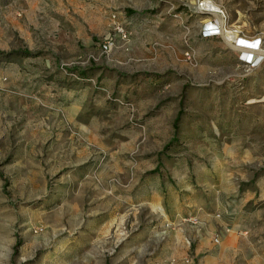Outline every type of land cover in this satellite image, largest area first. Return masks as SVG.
Here are the masks:
<instances>
[{
    "label": "rangeland",
    "instance_id": "1",
    "mask_svg": "<svg viewBox=\"0 0 264 264\" xmlns=\"http://www.w3.org/2000/svg\"><path fill=\"white\" fill-rule=\"evenodd\" d=\"M99 1L102 12L69 13L59 29L47 21L54 31L31 33L33 49L21 35L18 48L0 52L8 76L0 90V264H264V60L240 61L225 40L234 34L203 37L221 16L198 11V0ZM204 3L264 52V0ZM112 14L156 15L160 24L127 30L122 42ZM109 35L110 51L132 58L106 64ZM48 51L45 67L38 59ZM140 65L146 70L137 73ZM108 66L135 85L167 82L147 90L144 103L136 92L104 94L95 76ZM162 112L175 116L164 143L145 125ZM189 121L192 130H182ZM169 189L185 205L200 203L208 219L168 217ZM234 225L254 247L245 256L223 246ZM205 237L210 247L201 251ZM175 238L183 248L171 252Z\"/></svg>",
    "mask_w": 264,
    "mask_h": 264
},
{
    "label": "crops",
    "instance_id": "2",
    "mask_svg": "<svg viewBox=\"0 0 264 264\" xmlns=\"http://www.w3.org/2000/svg\"><path fill=\"white\" fill-rule=\"evenodd\" d=\"M94 4L92 5L86 0H0V52H9L12 49L18 48L19 39L22 35L28 42V47L33 49L35 46L31 39V33L38 32L40 34H51L54 31V28L59 29V21L57 20L59 17H66L69 13H100L101 10V1L99 0H91ZM3 2H6V5H2ZM156 16V15H154ZM147 16L141 19V21L137 20L134 16H130L129 18L118 17L119 21L124 25V27L131 33L135 34L139 31H145L148 28H151L155 24H160L157 21H153L152 19L155 17ZM156 19V18H155ZM50 21L55 23V27L53 25H49L47 23ZM79 24V23H78ZM82 25V24H80ZM55 29V30H56ZM52 51V48H50ZM49 52V51H48ZM49 57H43L38 59V63H42L47 67L52 63L53 53L49 52ZM110 56L107 59V63L110 62L112 65L120 62H124V60H129L131 55H127V53L118 52V51H110ZM105 64V65H106ZM111 65V66H112ZM111 66L105 67L104 69H99L95 77H98L100 80V84L102 86L101 92L104 94H109L113 91H116L120 94L125 92H133L136 95L139 102L147 101V98L144 97V93L147 90L156 89L160 84L167 82V79H163L161 83L154 84L152 81L147 79H138V85H135L133 82L126 81V77H128L127 73H121V71L110 68ZM137 73L145 71L146 69H142V65L140 67H136L135 69ZM5 72H0V90L3 91V88L8 84L5 82ZM170 80H168L169 82ZM134 85V86H133ZM159 85V86H158ZM143 91V92H141ZM99 94L100 99H104L103 94ZM107 96V95H106ZM177 102H180V99H177ZM176 113V109H175ZM166 112L160 113L155 117H152L145 122L147 129H151L153 132L152 135L158 139L160 143L166 142L167 139L170 138L171 130L173 129L174 117L165 120ZM170 120V121H169ZM187 125H183L181 129H190L192 130V122L189 121L186 123ZM186 144H192V137H189L186 141ZM178 174V173H175ZM178 176V175H177ZM180 193L176 190H168V196L171 199V202L168 204V213L171 219L178 218L179 215L184 213L185 211L188 215H196L200 219H208V213L204 212L200 203L192 202V198L189 199L188 205L186 203H181L180 201ZM153 196L155 199H158V192H153ZM113 201L109 200L107 205L108 209H112L114 205H112ZM185 206H189L187 209ZM235 226V227H234ZM232 226V230L235 235L225 234L222 237L223 246L227 250L229 256H245L247 252L254 251V247L251 245L250 240L247 237L237 236L239 233V229L236 225ZM229 232V231H228ZM243 242H245V246H243ZM171 252L177 249H182L183 247L180 245L179 239L175 238L171 240ZM181 247V248H179ZM210 247V239L205 237L201 239L199 242V250H205ZM255 253V252H254ZM252 254V256L254 255ZM250 256V258L252 257Z\"/></svg>",
    "mask_w": 264,
    "mask_h": 264
},
{
    "label": "built area",
    "instance_id": "3",
    "mask_svg": "<svg viewBox=\"0 0 264 264\" xmlns=\"http://www.w3.org/2000/svg\"><path fill=\"white\" fill-rule=\"evenodd\" d=\"M204 0H198L196 9L201 11L203 7ZM205 12V11H201ZM207 13V12H206ZM216 13L220 14V20L218 22H209L205 25L203 32V37L205 38H212V37H224L227 32L232 33L236 36L235 40L232 41V44L240 50V61H242L246 65H251V67L258 66L264 60V52H260L257 47L259 46L260 42L258 40L255 41H247L241 37H239L238 33L232 31L230 29H226L223 25L225 21V15L223 11L217 10ZM215 13V14H216ZM111 27L112 31L115 33L117 38L122 41L126 42L129 39V33L124 25L117 19L115 14L111 15ZM113 46V39L112 36H108L103 40L101 44V51L103 53H108ZM249 50H258L259 55L252 54ZM215 242H218V239H215ZM188 263V260L186 261Z\"/></svg>",
    "mask_w": 264,
    "mask_h": 264
},
{
    "label": "bare ground",
    "instance_id": "4",
    "mask_svg": "<svg viewBox=\"0 0 264 264\" xmlns=\"http://www.w3.org/2000/svg\"><path fill=\"white\" fill-rule=\"evenodd\" d=\"M203 7L204 8H202V11H207L208 13H210V12L211 13H213V12L215 13L217 11V9L214 6H212L211 4H208V3L207 4L204 3V1H203ZM227 33H229V32H227ZM230 34L233 35L232 33H230ZM235 38H236V36H235ZM225 40L229 44V46H231L232 48H234V50H239L237 47H235L232 44V42L230 40H228L227 38H225ZM249 52L252 53V54L259 55V52L257 50H249Z\"/></svg>",
    "mask_w": 264,
    "mask_h": 264
}]
</instances>
